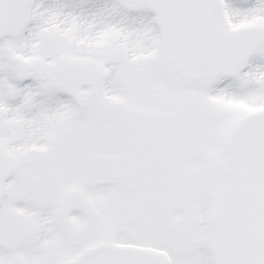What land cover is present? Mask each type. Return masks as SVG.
Wrapping results in <instances>:
<instances>
[{"label":"snow or ice","instance_id":"snow-or-ice-1","mask_svg":"<svg viewBox=\"0 0 264 264\" xmlns=\"http://www.w3.org/2000/svg\"><path fill=\"white\" fill-rule=\"evenodd\" d=\"M0 264H264V0H0Z\"/></svg>","mask_w":264,"mask_h":264}]
</instances>
